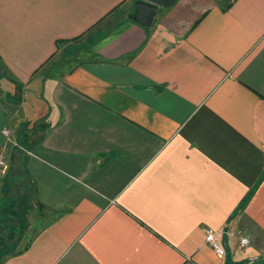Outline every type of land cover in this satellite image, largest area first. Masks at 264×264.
<instances>
[{
    "label": "crops",
    "instance_id": "obj_1",
    "mask_svg": "<svg viewBox=\"0 0 264 264\" xmlns=\"http://www.w3.org/2000/svg\"><path fill=\"white\" fill-rule=\"evenodd\" d=\"M135 1L0 0V264H264V0Z\"/></svg>",
    "mask_w": 264,
    "mask_h": 264
},
{
    "label": "rangeland",
    "instance_id": "obj_2",
    "mask_svg": "<svg viewBox=\"0 0 264 264\" xmlns=\"http://www.w3.org/2000/svg\"><path fill=\"white\" fill-rule=\"evenodd\" d=\"M225 2L227 3V0H225ZM65 58H68V56H65ZM60 59V57L58 58L56 55L55 56H53V58L51 59V60H49V62H47L46 64H45V66L42 68V71L41 72H43V71H46L47 70V72L49 73H47V75L49 76V77H52L55 73H58V71L60 72V70H62V69H64V66H61V67H58V63H59V60ZM58 62V63H57ZM47 75H46V77H47ZM29 89V88H28ZM31 91V92H30ZM38 92H39V89H38V87L37 86H31V88H30V90H28V91H24L23 92V90H21L19 93V96H20V98H24V97H26L27 99H28V97L30 96V101L32 102V98H34V103H36L37 102V100H38V96H37V94H38ZM37 99V100H36ZM24 101V100H23ZM18 102V101H17ZM20 104V103H19ZM39 110L40 109H38V112L35 114L36 115V118H37V116L39 115ZM17 111H19L18 112V114H17V116H18V118H20L21 117V113H22V111H21V107H20V109H18ZM41 119V118H40ZM38 121L39 120H35V122H34V124H37L38 123ZM29 122V124H30V122H31V120H29L28 121ZM31 124H33V123H31ZM40 130V128L39 127H37L36 126V128H34V131L32 132L31 131V133L30 134H27V133H23V132H19L17 135H15L16 133L14 132H12L11 133V130L10 129H8V128H6V129H4L3 130V134H4V136H5V138L8 140V141H11V144H14V145H17L19 142H20V139H21V141H23V142H27L25 139H27V137L29 138V140L30 139H32L33 137H32V135H35L36 137L38 136V137H40L41 135H42V133H41V131H39ZM29 135H31L30 137H29ZM15 136H16V138H15ZM8 166V165H7ZM8 169H9V166H8ZM41 213V212H40ZM40 213L38 212L37 214H36V216H34L35 217V219L34 220H32V222L31 223H33L35 220L37 221V223H40V221H42L43 220V216H41L40 215ZM33 229H32V231L30 232V234L32 235V233H33Z\"/></svg>",
    "mask_w": 264,
    "mask_h": 264
},
{
    "label": "water",
    "instance_id": "obj_3",
    "mask_svg": "<svg viewBox=\"0 0 264 264\" xmlns=\"http://www.w3.org/2000/svg\"><path fill=\"white\" fill-rule=\"evenodd\" d=\"M176 2L177 0H136L134 12L129 20L144 28H149L159 9L170 8Z\"/></svg>",
    "mask_w": 264,
    "mask_h": 264
},
{
    "label": "built area",
    "instance_id": "obj_4",
    "mask_svg": "<svg viewBox=\"0 0 264 264\" xmlns=\"http://www.w3.org/2000/svg\"><path fill=\"white\" fill-rule=\"evenodd\" d=\"M7 171V163L5 162L4 158L0 155V174L3 175ZM205 243L210 246V248L217 256L223 257L225 255V249L222 243L216 238V235L211 230H207L205 233ZM248 243L249 241L246 237L240 238L241 246H246L248 245Z\"/></svg>",
    "mask_w": 264,
    "mask_h": 264
}]
</instances>
